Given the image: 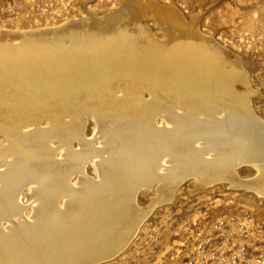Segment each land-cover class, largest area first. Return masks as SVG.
<instances>
[{
    "label": "bare ground",
    "instance_id": "bare-ground-1",
    "mask_svg": "<svg viewBox=\"0 0 264 264\" xmlns=\"http://www.w3.org/2000/svg\"><path fill=\"white\" fill-rule=\"evenodd\" d=\"M120 8L121 15L112 11L91 20V29L105 35L117 24L138 28L151 12L155 32L137 29L145 37L143 60L121 57L106 69L89 66L78 82L47 77L57 66H50L46 51L24 52L25 45L42 44L40 36L19 35L20 47H3L9 36L0 41V264L104 261L121 251L146 218L148 212L137 208L138 195L152 191L157 205L187 179L200 186L227 182L264 195V122L246 95L212 86L221 66L205 47L196 17L188 22L174 7L153 1L128 0ZM81 22L75 24L82 28ZM117 36L105 35L98 47L104 40L102 47H112ZM165 47L172 55H159ZM151 56L163 57L173 70L191 65L186 69L192 75L156 76ZM93 58L98 65V56ZM41 64L46 66L35 73ZM223 73L234 80L230 71ZM88 118L95 124L90 140L83 131ZM242 165L257 176L238 181Z\"/></svg>",
    "mask_w": 264,
    "mask_h": 264
},
{
    "label": "rangeland",
    "instance_id": "rangeland-1",
    "mask_svg": "<svg viewBox=\"0 0 264 264\" xmlns=\"http://www.w3.org/2000/svg\"><path fill=\"white\" fill-rule=\"evenodd\" d=\"M126 1L128 0H0V41L5 36H9V43H5L3 47L18 46L17 44L20 47L24 42L19 39L21 38L19 35H34L36 38L40 36L43 43L38 46L25 45L27 47L24 52L37 54L36 51H46L45 54L51 55L48 57L50 66L59 67L61 64L60 70L54 68L53 74H55L47 77L59 76L60 83L64 79L78 82L87 74L86 71L105 66V69L109 68L111 62H119L123 57L131 61L143 60L139 47L145 44L142 41L145 37L140 38L137 29H145L143 32L147 34L150 31L155 32L156 27L151 20V12H147L149 19L146 18L141 24L139 23L141 26L138 28L134 26L126 30L117 24L115 27L118 28L117 30L114 28L106 33L105 35L108 36L118 35L115 41L112 40V47H102L105 45V40L98 47L100 38L105 35L91 29L90 26L91 20H100L104 14L112 11H120L121 15L120 7ZM136 1L140 3L153 1L174 7L188 22L192 20L191 17H196L205 47L209 50L213 49L217 56L219 67L221 66V76L225 71L233 74L234 80L220 76L221 79L219 77L213 79L212 83H215L212 86L233 96L246 95V100L256 117L264 122V0ZM79 21L84 24L82 28L75 24ZM75 25L77 29L70 28ZM56 31L58 34H52ZM59 35L63 37L57 38ZM169 48H163V51L158 52L159 55H172L173 50ZM95 55L99 59H97L98 65L93 58ZM85 57L88 58L84 59ZM149 60V65L152 63L151 66H155L150 71L156 76L163 74L164 77L165 73L168 77L173 71L180 72V76L192 75L191 71L186 69L191 65L184 67L186 64H183L173 70L168 65L164 66L167 62L165 63V59L161 56L159 59L151 56ZM157 60H162L160 61L162 64ZM157 62L159 64H156ZM44 66L46 64L38 65L33 69L37 70H34L36 73ZM74 67L77 69L74 70ZM35 73L30 72L31 75ZM164 79L166 80L161 78L162 81H165ZM86 123L83 131L85 138L90 140L94 137L95 124L91 118H88ZM41 127H45V124ZM28 130L29 128L24 129V131ZM236 175L237 180L242 182L254 179L257 173L251 166L242 165L237 169ZM193 183L191 179L185 180L173 196L163 199L157 205H154L153 199L156 198V194L152 191L146 195H138L137 208L147 211L148 214L134 237L124 244L121 251L104 261L90 260L85 264H264V195L241 185H229L227 182L202 186Z\"/></svg>",
    "mask_w": 264,
    "mask_h": 264
}]
</instances>
